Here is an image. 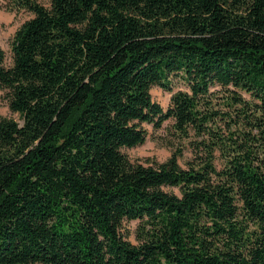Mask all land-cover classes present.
<instances>
[{
    "label": "trees",
    "instance_id": "1",
    "mask_svg": "<svg viewBox=\"0 0 264 264\" xmlns=\"http://www.w3.org/2000/svg\"><path fill=\"white\" fill-rule=\"evenodd\" d=\"M7 6L0 264H264V0ZM167 120L193 159L134 162Z\"/></svg>",
    "mask_w": 264,
    "mask_h": 264
},
{
    "label": "rangeland",
    "instance_id": "2",
    "mask_svg": "<svg viewBox=\"0 0 264 264\" xmlns=\"http://www.w3.org/2000/svg\"><path fill=\"white\" fill-rule=\"evenodd\" d=\"M49 5L50 0H39ZM8 0H0V45L6 52V65L12 63V41L16 30L29 18L33 16V12L25 8L10 9ZM180 85H176L175 89ZM153 98L160 102L164 107L170 103L172 91L165 90L158 85H154L151 89ZM0 116L14 118L22 121L18 112L12 110L9 103L8 92L5 88H0ZM148 136L143 144L124 147L123 150L134 161L145 165L166 162L173 153H179V163L186 167L188 162L193 159L194 153L187 139L179 138L173 133L172 120H167L161 127H156L152 123H145ZM167 190H169L167 188ZM139 221H125L124 231L130 241L134 244L137 240V227Z\"/></svg>",
    "mask_w": 264,
    "mask_h": 264
}]
</instances>
